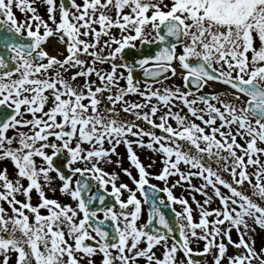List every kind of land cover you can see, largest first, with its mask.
Masks as SVG:
<instances>
[{
	"label": "snow or ice",
	"instance_id": "obj_1",
	"mask_svg": "<svg viewBox=\"0 0 264 264\" xmlns=\"http://www.w3.org/2000/svg\"><path fill=\"white\" fill-rule=\"evenodd\" d=\"M257 226L264 0H0V264H264Z\"/></svg>",
	"mask_w": 264,
	"mask_h": 264
},
{
	"label": "rangeland",
	"instance_id": "obj_2",
	"mask_svg": "<svg viewBox=\"0 0 264 264\" xmlns=\"http://www.w3.org/2000/svg\"><path fill=\"white\" fill-rule=\"evenodd\" d=\"M50 52L51 51H54L53 49H50L49 50ZM105 67H107V66H105ZM93 79H95V77H93ZM168 83H177V84H179L180 83V81L179 80H175V81H169ZM206 91H210V89H206ZM185 111H186V109H185ZM198 123H199V121H197ZM141 153H143L145 156H142V162L147 166L150 162H151V159H155L156 160V163H155V165L154 166H152L151 168H149L148 170L151 172V173H158L159 171H160V169L158 168V165H160L161 163H159L160 161L158 160L157 161V158H158V156L156 157L154 154H150V153H148V152H141ZM122 158H123V165H124V167H126L125 165H126V161H127V154H124L123 156H121ZM113 159H115V157H113ZM129 166H130V164H129ZM109 171H112L113 169L110 167L109 169H108ZM115 171H120V169H115ZM133 175H137L135 172H133ZM225 177H227V175L225 174ZM120 178H121V180L123 181V182H127L128 184H129V186L130 187H132V181L126 176V175H124L122 172H121V176H120ZM176 179H178V177H171L170 178V181H172V182H174ZM197 181V180H196ZM150 182L151 183H153V184H156V185H158L160 182H162V181H160L159 182V180H156V179H151L150 180ZM176 190H177V194H178V196H181V197H187V195H186V193H185V188H182V187H177V188H175ZM221 190L223 191V192H225V193H227V189H225V188H221ZM208 193H209V195H213V193H212V190H211V188H209L208 190ZM196 193H198V192H196ZM127 195H128V193L125 191L124 193H123V196H124V198H126L127 197ZM51 196H53V194L51 193ZM55 196L57 197V198H59V199H61V200H63V201H65V202H69V201H67V199L65 200L64 199V197L63 196H61L60 195V193L59 192H57L56 194H55ZM194 196H195V194H194ZM180 197V198H181ZM205 199V198H204ZM34 200H36V198L34 199ZM215 200H217V198H215L214 196H213V201H215ZM202 203H203V200H202ZM193 204H195V203H193ZM179 207H180V211L182 212L183 211V207H182V205H180L179 203L177 204ZM5 207H7V205H5ZM208 207V206H207ZM194 210H196V211H194V218L198 221V219H199V216H198V210L196 209V204H195V206L194 207H192ZM211 219V218H210ZM233 238L234 239H236V234H235V231H233ZM255 240H256V247H257V250H260V248L261 247H264V229H256V233H255ZM193 247L196 249V250H198V249H203V241H200V242H198V243H194L193 244ZM234 252H233V248H229V254H233ZM206 256V258H205V263L206 264H213V256L211 255V254H208V255H205ZM98 264V263H97Z\"/></svg>",
	"mask_w": 264,
	"mask_h": 264
},
{
	"label": "flooded vegetation",
	"instance_id": "obj_3",
	"mask_svg": "<svg viewBox=\"0 0 264 264\" xmlns=\"http://www.w3.org/2000/svg\"><path fill=\"white\" fill-rule=\"evenodd\" d=\"M37 7H38V11L40 12V14L45 15V18H47V17H46V10H45V8H44L43 6H41L39 3L37 4ZM14 11H16V15H17V17H18L19 19H21V20L24 19V16H23L19 11L15 10V9H14ZM49 48H51V47H49V45H48V50H49ZM145 126H146V125H145ZM146 139H147V138H146ZM8 167L11 168L10 165H8ZM169 183L171 184L172 181H169ZM192 184L197 185V182H192ZM158 187H159V188H163V187H164V183H163V182H160L159 185H158ZM173 193H174V195H175L177 198H179L176 189H173ZM48 195L51 197V192H49ZM35 198H36V196L34 195V196H33V203L36 202V200H34ZM160 198H163V199L165 200V202H168L167 199H166V193H162V196H161ZM160 198H159V199H160ZM64 199L66 200V198H64ZM168 203L170 204V206H171L172 209H175V211L179 212V210H178V206H177V203H172V202H168ZM141 219H142V222H144V223L147 222V219H148L147 207H146V205L143 203V201H142V214H141ZM158 250H159V252L162 253V249L157 248V249H156V252H157ZM96 259L99 260L100 257H97Z\"/></svg>",
	"mask_w": 264,
	"mask_h": 264
},
{
	"label": "water",
	"instance_id": "obj_4",
	"mask_svg": "<svg viewBox=\"0 0 264 264\" xmlns=\"http://www.w3.org/2000/svg\"><path fill=\"white\" fill-rule=\"evenodd\" d=\"M139 74V76H140V73H138ZM146 190H147V186H146ZM143 195V194H142ZM149 204V203H148ZM149 208H150V204H149ZM165 213V212H164ZM166 214V213H165ZM166 218L170 221V223H172L173 224V227H175V221L173 220V218L172 217H170L169 215L168 216H166Z\"/></svg>",
	"mask_w": 264,
	"mask_h": 264
}]
</instances>
